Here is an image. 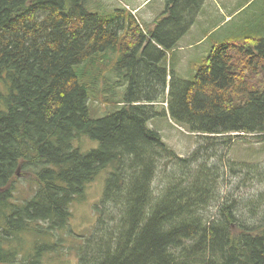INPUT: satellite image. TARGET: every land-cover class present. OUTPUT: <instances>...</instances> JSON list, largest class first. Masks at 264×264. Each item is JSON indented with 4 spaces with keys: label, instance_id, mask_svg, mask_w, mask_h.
I'll use <instances>...</instances> for the list:
<instances>
[{
    "label": "trees",
    "instance_id": "16d2710c",
    "mask_svg": "<svg viewBox=\"0 0 264 264\" xmlns=\"http://www.w3.org/2000/svg\"><path fill=\"white\" fill-rule=\"evenodd\" d=\"M91 1L0 0V264H42L55 248L35 243L20 260L31 253L24 234L64 230L72 204L106 170L79 264H264V170L221 165L234 139L264 141V39L214 47L185 81L167 53L208 0H166L151 27L134 9L94 13ZM103 71L127 90L94 119L90 95ZM164 103L167 114L157 110ZM164 115L201 137L189 157L148 126ZM86 136L99 148L74 147ZM229 169L260 189L249 202L224 196ZM28 173L37 188L21 203L14 183Z\"/></svg>",
    "mask_w": 264,
    "mask_h": 264
},
{
    "label": "rangeland",
    "instance_id": "374dc122",
    "mask_svg": "<svg viewBox=\"0 0 264 264\" xmlns=\"http://www.w3.org/2000/svg\"><path fill=\"white\" fill-rule=\"evenodd\" d=\"M92 1L88 4V8L94 13H104L102 15H105L113 13L118 8L134 9V14H137L140 20L144 22L143 24L150 27L155 25V22L166 10V0ZM217 1L223 10L221 11L212 0L207 2L201 12V20L199 19L200 21L196 22L195 27H192L194 29L192 35H189L190 41H187V38L182 39L185 48L167 53L169 68L185 81L194 80L198 69L205 65L214 47L229 42L243 44V41L247 38L264 39V0ZM94 8L100 9L101 12ZM228 16L230 18L227 20ZM204 37L206 38L200 45L196 47L188 46L189 43H195L204 39ZM111 66L109 65L110 68ZM126 90L127 83L122 81L121 76L119 77L115 72L104 73L103 71L99 77L98 86L90 95L89 107L92 117L100 119L112 112L119 103L124 101L123 97ZM120 107H122V104L118 108ZM157 110L165 112L167 103L158 105ZM148 126L156 129L163 141L183 158L189 157L196 151L202 141L199 135L192 134L176 125L170 115L156 117L149 122ZM73 144L82 153H89L100 146L99 142L87 136L74 141ZM223 153L221 161L223 167L235 162L242 167L254 165L259 166L261 171L264 170V141L262 140L250 136L237 138L228 148H225ZM109 173L110 170L108 172L107 170L101 171L96 179L86 187L83 194L84 199H78L72 204V218L64 230L50 231L52 234L45 237L24 234L23 238L27 241L26 251L31 252V250H34L35 243L45 244V246H53L55 251L52 254H44L41 260L42 264H79L77 249L93 233L97 223V206L104 196ZM23 175H19L14 183L17 188V200H20L21 203L30 199L37 188L31 174ZM223 184L222 191L225 197L240 199L244 203L249 202V198L260 190L258 187L253 190L252 184L249 182L241 186L232 169H229L224 176ZM41 225L46 231L50 230L47 224ZM36 240L37 242H35ZM26 254L28 256L22 254L19 259L31 257L34 252L32 251L30 254L26 252Z\"/></svg>",
    "mask_w": 264,
    "mask_h": 264
},
{
    "label": "crops",
    "instance_id": "0c3cea01",
    "mask_svg": "<svg viewBox=\"0 0 264 264\" xmlns=\"http://www.w3.org/2000/svg\"><path fill=\"white\" fill-rule=\"evenodd\" d=\"M209 1H211V0H208L207 2H209ZM219 8H220V6H219V3H218V1L217 0H212ZM206 2V3H207ZM206 5V4H205ZM205 5H204V7H205ZM142 8V7H141ZM140 8V9H141ZM221 9V11L223 10L222 8H220ZM203 11V10H202ZM201 14H200V16H199V18H198V20L197 21H200L201 20ZM230 18V16H228L227 17V20ZM200 19V20H199ZM196 25V24H195ZM195 27V26H194ZM193 29L194 28H192L191 29V31L188 33V35L186 36V37H184V39H186L187 38V41H190L189 39H191V38H189V35H192L191 33H193L192 31H193ZM205 38L206 37H204V39H202V40H200V41H197V42H195V43H189L188 44V46L189 47H196V46H198V45H200L201 44V42H203L204 40H205ZM183 39V40H184ZM183 40L182 41H180V43H179V45H178V50H183L185 47H184V43H182L183 42ZM182 43V44H181ZM176 51V50H175Z\"/></svg>",
    "mask_w": 264,
    "mask_h": 264
}]
</instances>
